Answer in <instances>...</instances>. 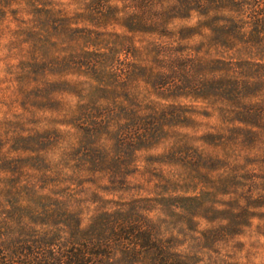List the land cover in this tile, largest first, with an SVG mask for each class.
<instances>
[{
    "label": "rangeland",
    "instance_id": "rangeland-1",
    "mask_svg": "<svg viewBox=\"0 0 264 264\" xmlns=\"http://www.w3.org/2000/svg\"><path fill=\"white\" fill-rule=\"evenodd\" d=\"M174 3L0 0V264H264V30Z\"/></svg>",
    "mask_w": 264,
    "mask_h": 264
},
{
    "label": "trees",
    "instance_id": "trees-1",
    "mask_svg": "<svg viewBox=\"0 0 264 264\" xmlns=\"http://www.w3.org/2000/svg\"><path fill=\"white\" fill-rule=\"evenodd\" d=\"M4 1V0H3ZM135 3H144L148 8V12L143 10L144 14L148 15L153 11V4L155 0H134ZM174 8H189V9H216L225 11L230 8L235 17L239 14L241 17L247 19L250 24L249 27L254 32H260L264 30V0H175ZM149 16V15H148ZM239 17V16H238ZM237 20L233 21V28H235V24H237ZM246 23V22H245ZM20 257L21 264H50L48 262L43 263V258L46 254H42V252H38L33 254L34 249L28 246L20 247ZM42 249V248H41ZM26 251V254L22 253ZM22 254H24L22 256ZM74 261L77 262L79 259V255L77 253L73 254ZM72 261V257L66 256L65 260L60 259V264H76Z\"/></svg>",
    "mask_w": 264,
    "mask_h": 264
}]
</instances>
